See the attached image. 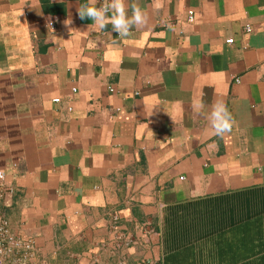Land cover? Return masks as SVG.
<instances>
[{"label":"crops","instance_id":"crops-1","mask_svg":"<svg viewBox=\"0 0 264 264\" xmlns=\"http://www.w3.org/2000/svg\"><path fill=\"white\" fill-rule=\"evenodd\" d=\"M126 3L150 23L120 36L0 0V213L33 264H264V0Z\"/></svg>","mask_w":264,"mask_h":264},{"label":"clouds","instance_id":"clouds-1","mask_svg":"<svg viewBox=\"0 0 264 264\" xmlns=\"http://www.w3.org/2000/svg\"><path fill=\"white\" fill-rule=\"evenodd\" d=\"M160 6L162 5H158V7ZM129 8L131 15H129ZM78 13L80 19L91 20L100 30L111 25L112 32L120 36H128L134 28L142 29L150 23V17L138 3L129 5L126 0H104L103 3L100 0H88V4L82 6ZM64 24L69 26L71 20H65ZM193 107L198 115L205 116L211 136L223 137L226 133L231 132L234 120L222 99L214 100L207 112L204 111L205 104L202 99L196 101Z\"/></svg>","mask_w":264,"mask_h":264},{"label":"built area","instance_id":"built-area-1","mask_svg":"<svg viewBox=\"0 0 264 264\" xmlns=\"http://www.w3.org/2000/svg\"><path fill=\"white\" fill-rule=\"evenodd\" d=\"M101 3L104 0H100ZM186 21H192V12L187 10ZM48 27L52 28L51 22ZM250 28L245 25L244 31L248 32ZM110 90V89H109ZM73 91V90H72ZM55 101V99H53ZM11 193V187L5 182L3 171L0 170V201L7 204ZM125 242L131 243L132 240L126 239ZM33 240L23 238L16 234L7 219L0 213V264H33ZM120 264H124L120 262ZM137 264H157L155 260H141Z\"/></svg>","mask_w":264,"mask_h":264}]
</instances>
